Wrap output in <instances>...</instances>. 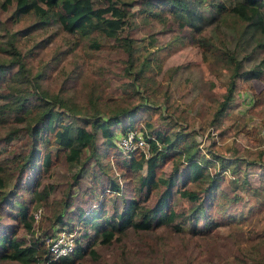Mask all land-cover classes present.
Returning a JSON list of instances; mask_svg holds the SVG:
<instances>
[{
  "label": "rangeland",
  "instance_id": "rangeland-1",
  "mask_svg": "<svg viewBox=\"0 0 264 264\" xmlns=\"http://www.w3.org/2000/svg\"><path fill=\"white\" fill-rule=\"evenodd\" d=\"M121 1L132 3L131 22L124 30V35L133 39L129 59L125 51L114 49L111 43L105 49L88 48L76 33L64 31L55 23L35 25L31 13L14 17L12 4L5 8L0 4V72L9 69L4 81L15 78V88L62 110L65 121L73 127L89 128L93 115L104 118L108 113L131 109V118L122 122L126 126L131 122L143 135H152L155 129L170 135L183 133L195 148L196 158L202 156L208 161L206 172L221 177L236 200L227 210V222L206 232V243L201 240L205 237L193 235L184 225L178 231L160 225L137 237L126 232L107 247L96 242L98 258L74 264H264V99L255 97L259 91L264 93V34L243 32L244 23L228 9L211 17L209 5L217 0L192 2L202 16L198 34L235 50L241 73L234 76L233 64L223 62L211 67L209 58L202 57L201 49L190 43L170 18L162 21L140 15L141 0ZM252 67L260 71L258 76L242 72ZM230 80L232 96L219 110ZM110 128L114 140L120 129ZM24 131V124L12 119L0 124V166L13 176L18 167L15 161L29 148L23 144ZM6 135L10 136L8 140ZM92 146L96 159H86L91 151L85 147L76 162L53 161L39 168L38 161L33 164L29 180L23 177L25 183L18 194L29 202L30 214L37 209L40 214L31 218L30 231L16 227L17 235L42 239V231L47 228L51 234L60 228H73L76 237L82 229L89 231L82 217L73 214L75 204L66 207L65 201L80 204L93 188L97 202L88 208L99 213L98 202L105 204L103 213L94 220L101 221L120 209V200L130 196L136 177L128 182L120 176L121 165L112 154L105 156L107 148L98 132ZM182 159L181 154L174 155L163 164L162 174L167 175L173 164L182 168ZM108 178L119 184L118 192L100 188ZM13 182L12 177L7 179L0 195L16 191ZM73 182H81L84 187ZM42 185L48 192L40 198ZM172 203L178 209L187 207L176 195ZM219 208L214 207L213 216L221 214ZM4 217V222L12 223ZM0 264L20 263L0 260ZM50 264L64 263L55 259Z\"/></svg>",
  "mask_w": 264,
  "mask_h": 264
},
{
  "label": "trees",
  "instance_id": "trees-1",
  "mask_svg": "<svg viewBox=\"0 0 264 264\" xmlns=\"http://www.w3.org/2000/svg\"><path fill=\"white\" fill-rule=\"evenodd\" d=\"M197 1L141 0L138 12L140 15L162 21L170 18L184 33V37L201 49L202 57L209 58L211 67L223 62L233 64L235 66L233 75H240L241 72L238 70L240 63L235 56V50L220 47L214 44L211 38L198 34L197 29L202 16L192 5V2ZM0 4L3 8L12 4L11 13L14 17L31 13L36 19L35 25L55 23L64 31L76 33L78 38L86 41L88 48L105 49L107 46L110 47L111 43L114 49L125 51L128 59L131 57L133 39L124 35L126 25H130L131 22V2L2 0ZM209 6L211 17H216L220 11L228 9L244 23L243 32L264 34V0H217ZM216 23L218 25V21ZM7 71L9 69H2L0 72V124L7 123L10 119L23 123L26 132L23 144L29 148L20 160L15 161L18 167L14 170V176L0 166V190L4 189L6 180L10 177L14 179L13 188H16V191L7 190L0 195V260H12L20 264H39L43 261L46 264L52 263V253L47 250L44 243V238L51 236L50 228L42 231L44 235L42 239L17 235L16 227L25 231H30L32 228L29 202L22 200L18 188L24 185L25 180H29L28 175L36 161L38 168L47 167L53 161L76 162L85 147H90L91 151L86 159H94L96 150L92 145L97 132L107 148L105 156L112 154L116 163L119 162L121 165L118 166L120 176L128 182L136 177L137 184L131 187L130 196H122L120 209L101 221L94 219L103 213L104 201L98 202L101 208L99 213H96L95 209L88 208L93 201L97 202L96 190L92 189V186H90L92 189L90 194L80 204L75 200L65 201L66 207L75 204L73 214L82 217L90 230L82 229L79 236L74 237L73 249L58 258L60 263L74 264L87 258L96 260L98 258L97 247H94L96 242L99 246L107 247L112 242L118 241L126 232H131L137 237L140 236L139 233L160 225H168L175 231L180 230L184 225L193 235L199 238L205 237L201 240L206 243L207 237L204 236L206 232L216 229L220 222H227L229 216L227 210L236 197L229 195L230 191L221 177L206 172L208 161L202 156L200 160L196 158L195 148L183 133L173 132V135H170L166 130L155 129L152 135H143L147 144L146 153L138 151L123 156L114 146L110 127L116 126L123 132L127 128H133L131 122L128 123L129 126L122 122L123 119L131 118L133 113L131 109L108 113L104 118L93 115L88 121L89 128L81 125L73 127L65 121L66 114L62 110L55 109L44 98L15 88V78L4 81L3 77ZM242 72L251 76H258L260 73L254 67ZM140 73L141 70L137 72V76ZM232 91L233 80H230L219 110L226 106ZM255 97L263 100L264 93L259 91ZM9 137L6 135L5 139L8 140ZM180 154L185 162L183 167L173 164L170 172L163 175L161 172L163 164L171 160L174 155ZM73 183L78 184L80 188L84 187L81 182ZM104 183L100 185L101 189L105 187L107 192H118L119 184L114 178H108ZM36 185V182L32 184L34 188ZM39 191L40 198L48 192L44 185L40 186ZM174 195L187 203L185 209H178L172 203ZM215 206H219V211H222L216 216L217 218L213 216ZM4 216L9 217L12 223L4 222L2 220L5 219ZM59 218L60 216L57 219L61 220ZM69 226L71 227L72 224ZM66 229L73 230V228ZM262 251L264 254V246Z\"/></svg>",
  "mask_w": 264,
  "mask_h": 264
},
{
  "label": "built area",
  "instance_id": "built-area-1",
  "mask_svg": "<svg viewBox=\"0 0 264 264\" xmlns=\"http://www.w3.org/2000/svg\"><path fill=\"white\" fill-rule=\"evenodd\" d=\"M136 128H127L124 132L117 133L113 140L117 152L123 156H128L132 152L142 151L146 153L147 144L144 140L143 133ZM261 133L264 134V126L261 128ZM40 212L37 209L32 213L33 218H37ZM74 231L60 228L52 232L51 236L44 238V243L47 250L52 253V260L58 259L60 256L71 252L74 245Z\"/></svg>",
  "mask_w": 264,
  "mask_h": 264
}]
</instances>
